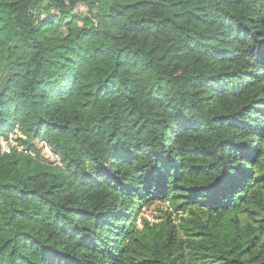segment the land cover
<instances>
[{
  "label": "trees",
  "instance_id": "trees-1",
  "mask_svg": "<svg viewBox=\"0 0 264 264\" xmlns=\"http://www.w3.org/2000/svg\"><path fill=\"white\" fill-rule=\"evenodd\" d=\"M14 128L0 264H264V0H0Z\"/></svg>",
  "mask_w": 264,
  "mask_h": 264
},
{
  "label": "rangeland",
  "instance_id": "rangeland-1",
  "mask_svg": "<svg viewBox=\"0 0 264 264\" xmlns=\"http://www.w3.org/2000/svg\"><path fill=\"white\" fill-rule=\"evenodd\" d=\"M78 12H84V9L80 7ZM167 208V205H154L150 208L143 209L141 213V217L145 219H149L150 221L157 220V218L161 215L160 212ZM138 227H140V222H137Z\"/></svg>",
  "mask_w": 264,
  "mask_h": 264
},
{
  "label": "built area",
  "instance_id": "built-area-1",
  "mask_svg": "<svg viewBox=\"0 0 264 264\" xmlns=\"http://www.w3.org/2000/svg\"><path fill=\"white\" fill-rule=\"evenodd\" d=\"M16 133L17 129L14 128L13 131L10 132L6 138L0 136V153H4L9 149V147L15 146Z\"/></svg>",
  "mask_w": 264,
  "mask_h": 264
},
{
  "label": "water",
  "instance_id": "water-1",
  "mask_svg": "<svg viewBox=\"0 0 264 264\" xmlns=\"http://www.w3.org/2000/svg\"><path fill=\"white\" fill-rule=\"evenodd\" d=\"M5 73H8V67L7 65L5 66V70H4Z\"/></svg>",
  "mask_w": 264,
  "mask_h": 264
}]
</instances>
